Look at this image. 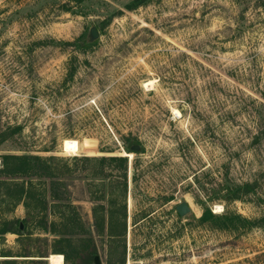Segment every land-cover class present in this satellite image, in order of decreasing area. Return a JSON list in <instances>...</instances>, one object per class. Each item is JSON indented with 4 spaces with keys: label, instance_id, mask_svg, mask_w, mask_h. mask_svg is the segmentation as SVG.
Returning a JSON list of instances; mask_svg holds the SVG:
<instances>
[{
    "label": "rangeland",
    "instance_id": "1",
    "mask_svg": "<svg viewBox=\"0 0 264 264\" xmlns=\"http://www.w3.org/2000/svg\"><path fill=\"white\" fill-rule=\"evenodd\" d=\"M5 154L0 264H264V0H0Z\"/></svg>",
    "mask_w": 264,
    "mask_h": 264
},
{
    "label": "trees",
    "instance_id": "2",
    "mask_svg": "<svg viewBox=\"0 0 264 264\" xmlns=\"http://www.w3.org/2000/svg\"><path fill=\"white\" fill-rule=\"evenodd\" d=\"M139 3L144 1V0H137ZM36 158H39V156H35ZM116 156H112L111 158H114ZM123 158V157H122ZM17 160H28L26 156H17V155H10V154H5L2 156V168H0V173L2 174V180L1 185L5 186H12L13 193L7 192L5 193L4 198L2 200H11L14 203H19L23 202L25 207L29 206L28 202L23 199V196H27L28 198L30 197V191L25 190L23 181L18 182L17 180H13L14 178L17 177H30L29 174H26L28 170H21L19 168H14L12 165L14 162ZM10 161H13L11 163ZM26 171V172H25ZM6 176H9L10 179L13 178L12 180H6L4 179ZM47 176L52 177L53 174L51 171L47 173ZM248 185V184H246ZM124 206V203L122 205L118 206L116 208L115 206L110 205L109 210H108V224H107V232L110 237V241H115L117 235H123L125 231V213L122 211V208ZM103 206L102 205H95L92 209L93 212V217L95 219L96 226L102 231L103 230ZM116 215L119 216L120 218V226H121V232L122 233H116L115 232V223H114V218ZM178 216V215H177ZM148 217V214L144 215L143 218ZM209 218L216 219L218 222H216L217 228H228V227H238V223H240L239 226H247L251 227L253 225H263L264 224V215L259 218L258 220H248L246 218H243L240 214L236 212H231L227 211L222 215H215L211 212L210 209L206 208L198 221L204 222L208 220ZM103 222V223H102ZM8 222L7 221H2L0 225V233L4 234L8 231H11L10 227L7 226ZM20 226V225H19ZM2 240L0 239V242ZM59 249L55 248L54 252H59ZM124 252V248L122 249V253Z\"/></svg>",
    "mask_w": 264,
    "mask_h": 264
},
{
    "label": "bare ground",
    "instance_id": "3",
    "mask_svg": "<svg viewBox=\"0 0 264 264\" xmlns=\"http://www.w3.org/2000/svg\"><path fill=\"white\" fill-rule=\"evenodd\" d=\"M62 149L66 152L68 151V152L76 153V151H78V143L76 140L67 139V138L63 139ZM124 155L131 157L132 154L130 152L124 151ZM217 207H219V205H216V209ZM47 259L49 260L51 264H62L63 263V257L59 253H50L47 256Z\"/></svg>",
    "mask_w": 264,
    "mask_h": 264
},
{
    "label": "water",
    "instance_id": "4",
    "mask_svg": "<svg viewBox=\"0 0 264 264\" xmlns=\"http://www.w3.org/2000/svg\"><path fill=\"white\" fill-rule=\"evenodd\" d=\"M91 35L92 36L97 35V31L95 28L91 29ZM175 209L179 215H184L185 213H187L189 211V206L186 202L182 201L175 206ZM95 263L98 264V258L97 257H95Z\"/></svg>",
    "mask_w": 264,
    "mask_h": 264
}]
</instances>
